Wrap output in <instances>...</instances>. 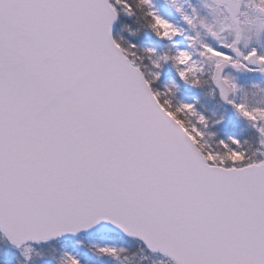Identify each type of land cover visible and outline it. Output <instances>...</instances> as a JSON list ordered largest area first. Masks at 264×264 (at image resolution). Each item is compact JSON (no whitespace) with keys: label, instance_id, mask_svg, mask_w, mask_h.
I'll return each mask as SVG.
<instances>
[{"label":"snow or ice","instance_id":"6c2138e0","mask_svg":"<svg viewBox=\"0 0 264 264\" xmlns=\"http://www.w3.org/2000/svg\"><path fill=\"white\" fill-rule=\"evenodd\" d=\"M104 229L160 264H264V0H0V244L27 264Z\"/></svg>","mask_w":264,"mask_h":264},{"label":"rangeland","instance_id":"374dc122","mask_svg":"<svg viewBox=\"0 0 264 264\" xmlns=\"http://www.w3.org/2000/svg\"><path fill=\"white\" fill-rule=\"evenodd\" d=\"M133 24H135V22H133ZM135 27H138V25H135ZM131 29L134 32L137 30V29L134 30L133 28ZM120 31L123 34V30L121 29ZM126 33L130 34L128 30ZM135 34H138L140 37L144 36L145 44L153 43L156 46H160L159 42L155 41V38L151 35V33L147 29H145V32L140 31L139 33L135 32ZM168 74L169 72L166 71L165 75L167 76ZM247 78L248 77H242V79H247ZM203 94L204 93H198L197 99L203 96ZM205 96L207 97L206 100L207 105H204L203 103L200 102L199 103L203 105L206 109H208L210 113L213 110H215L216 113L219 114V112L222 111V109L216 105L215 101L211 98V96L208 95ZM256 99H260V97L257 96ZM229 120L232 123L235 122V118L232 117L231 113H229ZM77 240H83L85 243L89 242L90 240L99 243H105V242L115 243L123 247L124 252L132 246L131 238H124L120 236L118 237L113 234L97 233L91 236H86L84 239L71 238L66 240L54 241L48 245L37 246V250L45 254L44 258L42 259L41 257L33 254L31 259L27 261V264H52V261L48 254L51 252L52 248H55L58 252L62 248V246H67L70 251L80 253L82 257H84L85 259H91L92 264H160L161 259H166L161 257L160 254L158 253H153L145 249L147 250V252H144V250H140L138 253L130 257L121 254L119 261H115L107 258H103V260H101L92 256L91 253L88 252L86 248L77 245L76 243ZM0 249H2V252H0V259H2V264H24L23 257L20 256L18 252H14V250H12L10 247L0 244Z\"/></svg>","mask_w":264,"mask_h":264},{"label":"trees","instance_id":"16d2710c","mask_svg":"<svg viewBox=\"0 0 264 264\" xmlns=\"http://www.w3.org/2000/svg\"><path fill=\"white\" fill-rule=\"evenodd\" d=\"M133 22H135V24H133ZM125 23H127L134 30L137 29L135 31L136 33H139L140 31L145 32V29L140 27V25L142 23L141 20H138V19H128L127 17H123L122 16L120 18V21H118V24H117V26H116V28L114 30V33H118L120 35H123L124 33H126L127 32L126 29L123 30V34L120 31L122 29V26ZM135 25H138V27H135ZM123 36H124V38L126 40H130V41H133L134 40L138 44H145L144 36L140 37L138 34L132 35L131 33L130 34L129 33H126ZM206 100H207V97L205 96V94H203V96L199 97V99H198V101L200 103H203L204 105H207ZM85 237L86 236H78V237H75L74 239H84ZM131 240H132V246L128 250H126L125 252H123L122 255L130 257V256L138 253L140 250H144V252H147V250H145L143 248V245L140 242H138L137 240H135L133 238H131Z\"/></svg>","mask_w":264,"mask_h":264},{"label":"water","instance_id":"95a60500","mask_svg":"<svg viewBox=\"0 0 264 264\" xmlns=\"http://www.w3.org/2000/svg\"><path fill=\"white\" fill-rule=\"evenodd\" d=\"M100 232L116 233V234H119V235H121V236H125V235H123V234H121V233L115 232V231H113V230H108V229H104V230H102V231H100ZM71 238H72V237L62 238L61 240H66V239H71ZM138 242H139V241H138Z\"/></svg>","mask_w":264,"mask_h":264},{"label":"bare ground","instance_id":"6f19581e","mask_svg":"<svg viewBox=\"0 0 264 264\" xmlns=\"http://www.w3.org/2000/svg\"><path fill=\"white\" fill-rule=\"evenodd\" d=\"M117 24H118V22H117ZM117 24H116V26H117Z\"/></svg>","mask_w":264,"mask_h":264}]
</instances>
